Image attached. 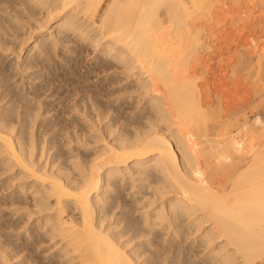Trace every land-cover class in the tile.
Here are the masks:
<instances>
[{
	"label": "bare ground",
	"instance_id": "1",
	"mask_svg": "<svg viewBox=\"0 0 264 264\" xmlns=\"http://www.w3.org/2000/svg\"><path fill=\"white\" fill-rule=\"evenodd\" d=\"M217 1L0 0V264H264V0L214 63Z\"/></svg>",
	"mask_w": 264,
	"mask_h": 264
},
{
	"label": "rangeland",
	"instance_id": "2",
	"mask_svg": "<svg viewBox=\"0 0 264 264\" xmlns=\"http://www.w3.org/2000/svg\"><path fill=\"white\" fill-rule=\"evenodd\" d=\"M217 2H218V3H216L217 5L214 4L215 6L212 8V10H210L212 12L209 11L210 12L209 14H208V12H207V14L204 12L206 17L204 14H201V12H200L199 14L201 17L198 15L197 16L198 18H196L197 19L196 21L199 24V26H202L201 29L202 30L205 29L203 31L204 32L203 34H205V35H202L203 38L207 39V37H208V39L210 40V42H209L208 39L207 40L204 39V40H206V43L209 42V45L211 46V51H213V52H211V54L212 53L214 54V52H215L214 55L213 54L211 55V56H213L212 58L214 59L213 60L214 63L217 61V58H219L218 55H217L218 57L216 56V54H219V52L216 53L217 49H220V47H222L223 45H225V46H223V49L226 46L235 48L236 43H235L234 39L236 38V35L239 34L240 32L244 33L245 31H248V28L246 27V24H248L247 18L246 17L240 18L239 15L235 14V12L237 13L238 10L240 12L239 6H241V10H247V11H253L259 7V5L257 4V0H242L241 4L238 3V1H237V4H239V5L235 4L234 0L233 1L232 0H219ZM232 14H233L234 18L232 17ZM262 25H263V27H262ZM261 27L262 28H259V31L261 30L260 34H261V36H263L264 35V18L262 19ZM226 28L229 29V31L226 30ZM231 32H233V34H235V36L234 35L231 36L232 34H229ZM220 45H222V46H220ZM213 47H214V49H213ZM228 47H226L225 49H228ZM215 48H217V49L215 50ZM92 55H94V54H92ZM95 55H96V53H95ZM22 58L24 59L25 56ZM22 58H21V60H22ZM242 87L244 88V86H242ZM242 98L243 97H241V100H242ZM263 98H264V96H263ZM260 101L261 100L259 99L258 102H260ZM262 101H263V104H261ZM262 101L259 104H260V107H263L261 109V113H262V116L264 117V100H262ZM251 107L250 106H249V108L247 107L246 110L249 111ZM14 237H16V236H12L13 239H16Z\"/></svg>",
	"mask_w": 264,
	"mask_h": 264
}]
</instances>
